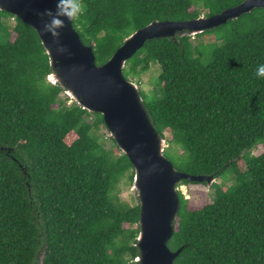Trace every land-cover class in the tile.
<instances>
[{"label":"trees","instance_id":"1","mask_svg":"<svg viewBox=\"0 0 264 264\" xmlns=\"http://www.w3.org/2000/svg\"><path fill=\"white\" fill-rule=\"evenodd\" d=\"M241 1L85 0L72 23L101 64L154 19L196 17L200 7L214 14ZM152 62L156 86L140 94L158 132L184 152L164 155L186 172L233 174L199 207L178 191L168 246L183 247L173 264H264V150L250 153L264 140V79L255 75L264 63V8L193 36L148 39L123 74L132 79ZM50 71L35 29L0 10V264H139V201L115 191L128 170L132 180V165L111 136L105 146L97 134L102 115L67 103Z\"/></svg>","mask_w":264,"mask_h":264},{"label":"water","instance_id":"2","mask_svg":"<svg viewBox=\"0 0 264 264\" xmlns=\"http://www.w3.org/2000/svg\"><path fill=\"white\" fill-rule=\"evenodd\" d=\"M256 7L264 8V0H242L218 13L182 20L154 19L126 35L111 56L98 64L92 45L81 40L72 21L65 18V26L56 38L40 31L49 18L38 13L54 9L55 0H0V10L12 13L37 32L49 57L48 81L60 84L84 109L100 113L110 136L128 157L133 169L131 188L140 207L136 237L139 253L135 257L139 264L174 263L183 247L168 246L180 205L177 184L186 179L210 186L217 172H186L164 155L167 140L155 128L137 83L124 76L123 68L148 39L193 36ZM57 40L66 46L65 51L57 50Z\"/></svg>","mask_w":264,"mask_h":264},{"label":"rangeland","instance_id":"3","mask_svg":"<svg viewBox=\"0 0 264 264\" xmlns=\"http://www.w3.org/2000/svg\"><path fill=\"white\" fill-rule=\"evenodd\" d=\"M200 14L206 15V9L200 7ZM208 37L204 35L201 40H206ZM195 43L197 39L193 40ZM160 72V68L157 63L152 62L149 69L142 73L139 76H135L131 80L135 81L139 87V90H143L146 93H149L150 90L156 86V79ZM158 90V89H157ZM159 91V90H158ZM66 94V93H64ZM64 94L61 95L62 98ZM67 95V94H66ZM68 96V95H67ZM71 98L68 96L66 101L67 103L71 102ZM87 119L92 121L94 116H88ZM97 134L102 138L103 143L105 146H109L111 144L110 134L107 130L105 124H100L96 129ZM168 133H165L166 140L168 139ZM165 151L169 152L174 158H178V156L182 155L184 152L177 142L168 143L164 148ZM264 150V140H262L259 144L254 146L251 150V154H258ZM178 164L177 161H175ZM130 171L128 170L122 177H120L115 191L119 199L123 202L128 204H134L138 202L137 195L135 191L131 188V181L130 180ZM233 178V174L227 168L225 169L220 176H217L212 183V185L208 186L206 182H198V183H181V181L177 184V190L183 195L184 198L188 199V203L194 206H201L205 203L211 202L215 195V186L214 185H221L224 183H231ZM215 183V184H214Z\"/></svg>","mask_w":264,"mask_h":264},{"label":"clouds","instance_id":"4","mask_svg":"<svg viewBox=\"0 0 264 264\" xmlns=\"http://www.w3.org/2000/svg\"><path fill=\"white\" fill-rule=\"evenodd\" d=\"M86 8L85 0H55V8H45L38 13L39 16H47L40 31L49 33L52 37L60 36V30L65 26V18L68 21L80 20ZM57 50L65 51L66 46L56 41ZM257 78L264 79V63H259L255 69Z\"/></svg>","mask_w":264,"mask_h":264}]
</instances>
